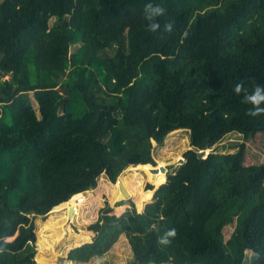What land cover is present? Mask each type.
<instances>
[{
    "label": "trees",
    "instance_id": "1",
    "mask_svg": "<svg viewBox=\"0 0 264 264\" xmlns=\"http://www.w3.org/2000/svg\"><path fill=\"white\" fill-rule=\"evenodd\" d=\"M147 3L165 9L155 33ZM241 83L264 87V0H1L0 264H47L34 216L73 205L103 173L115 182L141 165L151 177L153 142L175 130L190 148L145 184L156 187L142 203L164 180L157 197L133 217L105 207L66 259L87 262L123 234L132 264H264V162H244L264 114L246 115ZM230 133L242 140L215 149Z\"/></svg>",
    "mask_w": 264,
    "mask_h": 264
},
{
    "label": "rangeland",
    "instance_id": "2",
    "mask_svg": "<svg viewBox=\"0 0 264 264\" xmlns=\"http://www.w3.org/2000/svg\"><path fill=\"white\" fill-rule=\"evenodd\" d=\"M1 1V0H0ZM16 4L19 0H13ZM79 46L76 43L70 47V51H74ZM33 106L36 107V101L31 98ZM176 131V132H175ZM165 138L162 144H154L153 156L155 159V165L152 166H165L171 164L174 166L180 159H182L183 151L189 147L188 131L179 132L175 130ZM228 139V140H227ZM242 140L239 134L230 133L226 135L221 142L216 144L215 149L218 151H225V147L229 143H235ZM246 155L245 164H251L254 162H264V134L258 133L251 140H246ZM227 150V147H226ZM209 150H206L208 152ZM150 168V167H149ZM148 168V169H149ZM161 170H157L154 173H149L143 169L141 165L139 167L127 166L117 176L115 182H111L105 174H101L97 179L95 187L89 189L85 193L84 202L81 204L74 203L67 206L68 203L63 204L61 207L53 210L54 212H48L46 215H36L33 218L34 233H35V255L38 254L39 259H46L47 264H97V258L100 260V264H132L130 248L126 243L123 234H118L116 238L110 242L109 246L104 249L103 254L98 257H92L87 262H75L67 260L66 256L68 251L77 245H73L74 242L82 244L89 242L95 231L90 228L92 223L100 220L102 210L110 206L112 213L116 215H127L133 217L137 213H140L144 209V205L157 197L158 191L161 185L160 183L156 188L154 197L142 203V199L146 194L152 193V190L156 187L153 184V189L146 191L145 184L151 182V178ZM150 172V171H149ZM121 176L128 183L130 188L128 196H121L123 192H120L118 177ZM165 179V173L163 174ZM122 197V199H121ZM75 200V199H74ZM75 206H79L78 211L75 212ZM70 213H66V210H70ZM32 215V214H30ZM54 231H59V235H53ZM231 228L225 230V237L227 238ZM41 232V233H40ZM52 233V235H51ZM76 234L75 236H73ZM41 235L47 240L49 248L39 250L37 249V242L40 240ZM11 239V238H8ZM78 244V245H79ZM250 251H245L247 257H251ZM34 255V256H35ZM35 260V259H34ZM37 263V261L35 260ZM39 264V263H37Z\"/></svg>",
    "mask_w": 264,
    "mask_h": 264
},
{
    "label": "clouds",
    "instance_id": "3",
    "mask_svg": "<svg viewBox=\"0 0 264 264\" xmlns=\"http://www.w3.org/2000/svg\"><path fill=\"white\" fill-rule=\"evenodd\" d=\"M165 13L164 7L159 4L147 3L144 6V18L148 22L147 23V30L155 33L160 28V24L156 22V18L163 16ZM165 32H172L173 25L172 23H165L164 25ZM184 38L189 36V31L185 30L182 33ZM236 94H240L242 91L244 92L243 96V103L252 105L246 115L251 117H257L261 114H264V107H261L264 104V87L260 85H255L253 91L248 93L247 89L243 87V84H237L234 89ZM177 235V230L175 228H171L167 230L157 241L160 245H169L172 242V239L175 238ZM97 264H100L99 258H97Z\"/></svg>",
    "mask_w": 264,
    "mask_h": 264
},
{
    "label": "water",
    "instance_id": "4",
    "mask_svg": "<svg viewBox=\"0 0 264 264\" xmlns=\"http://www.w3.org/2000/svg\"><path fill=\"white\" fill-rule=\"evenodd\" d=\"M207 153L208 152H206V149H202V150L198 151L197 156L200 158H203L206 156ZM150 166H151V168L149 169L150 173H154L157 170H161V171L163 170L164 173L167 171L166 166H162V165H159V166L158 165L157 166L150 165ZM119 189H120V192H123V187L121 185H120Z\"/></svg>",
    "mask_w": 264,
    "mask_h": 264
},
{
    "label": "built area",
    "instance_id": "5",
    "mask_svg": "<svg viewBox=\"0 0 264 264\" xmlns=\"http://www.w3.org/2000/svg\"><path fill=\"white\" fill-rule=\"evenodd\" d=\"M87 190L85 191H82V192H79L77 194H74L72 195L68 200H70L72 197L75 198V202L78 203V204H81L84 202V199H85V193H86ZM67 200V201H68Z\"/></svg>",
    "mask_w": 264,
    "mask_h": 264
},
{
    "label": "crops",
    "instance_id": "6",
    "mask_svg": "<svg viewBox=\"0 0 264 264\" xmlns=\"http://www.w3.org/2000/svg\"><path fill=\"white\" fill-rule=\"evenodd\" d=\"M179 132H181V130H178ZM176 132V131H175ZM155 144V143H154ZM154 144H153V146H154ZM165 166H167V165H165ZM89 190H87V192H88Z\"/></svg>",
    "mask_w": 264,
    "mask_h": 264
},
{
    "label": "bare ground",
    "instance_id": "7",
    "mask_svg": "<svg viewBox=\"0 0 264 264\" xmlns=\"http://www.w3.org/2000/svg\"><path fill=\"white\" fill-rule=\"evenodd\" d=\"M228 140V139H227ZM72 198H74V197H72ZM75 199V198H74Z\"/></svg>",
    "mask_w": 264,
    "mask_h": 264
}]
</instances>
